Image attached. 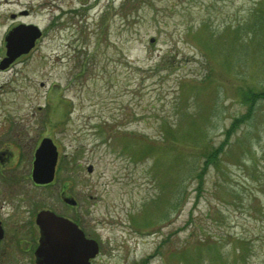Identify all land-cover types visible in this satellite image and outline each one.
Returning a JSON list of instances; mask_svg holds the SVG:
<instances>
[{"label": "rangeland", "instance_id": "1", "mask_svg": "<svg viewBox=\"0 0 264 264\" xmlns=\"http://www.w3.org/2000/svg\"><path fill=\"white\" fill-rule=\"evenodd\" d=\"M20 5L46 32L11 84L7 121L0 109L22 152L9 172L23 213L14 264H34L19 246L39 208L76 219L99 243L95 264H264V99L248 107L241 95L264 90V0ZM235 117L195 201L202 153ZM41 137L58 159L36 185L28 161Z\"/></svg>", "mask_w": 264, "mask_h": 264}, {"label": "flooded vegetation", "instance_id": "2", "mask_svg": "<svg viewBox=\"0 0 264 264\" xmlns=\"http://www.w3.org/2000/svg\"><path fill=\"white\" fill-rule=\"evenodd\" d=\"M22 0H0V109H6L4 121L9 119L8 107L9 96L14 93V85H11L15 81L16 75H21L24 71L23 66L27 64V58L30 55L32 47L27 51H18L17 53H9L7 46L10 44H23L31 40L32 25L39 26L36 22L29 19L31 10L29 7L21 6ZM39 28V35L34 40V45L42 40L45 36L46 29ZM35 29V28H34ZM35 31H38V29ZM20 68L17 69V67ZM43 137L40 138L39 142ZM54 142V141H53ZM37 144V146H38ZM56 145V144H55ZM16 141L14 137H10L8 127H5L3 131H0V227L2 230V236L0 238V264H14V254L12 249V241L16 237L15 234V221L16 218L21 217L23 213L17 212V205L13 199L9 197L10 185L15 182L16 176H10L9 172H15L16 161L18 155L15 156L14 148ZM36 146V147H37ZM36 149V148H35ZM57 149V145H56ZM20 150V149H19ZM22 154V152H21ZM20 154V155H21ZM19 155V156H20ZM17 159V160H16ZM34 159V153H33ZM58 159V149H57ZM57 163V160H56ZM29 167L31 163V157L28 161ZM56 166V164H55ZM56 168V167H55ZM32 165L30 167L29 176L31 177ZM27 175V176H28ZM29 178V177H28ZM33 181V180H32ZM34 182V181H33ZM36 185H45L48 183H36ZM50 183V182H49ZM3 190V191H2ZM6 194V195H3ZM46 208H39L28 213V218L22 221L24 228L29 229L32 232L29 233V237L21 238L19 248L22 251V259H29L35 263L34 251L38 244L39 229L35 223V215L37 211ZM51 210V209H50ZM19 211V210H18ZM29 212V210H27ZM33 217V220H32ZM70 218V217H68ZM75 221L77 225L82 228L78 221L74 218H70ZM83 229V228H82ZM84 235L87 238H93L89 233L85 232ZM9 243L11 244L9 246ZM9 246V247H8ZM95 257L89 259L91 264H95ZM24 263V262H23Z\"/></svg>", "mask_w": 264, "mask_h": 264}, {"label": "water", "instance_id": "3", "mask_svg": "<svg viewBox=\"0 0 264 264\" xmlns=\"http://www.w3.org/2000/svg\"><path fill=\"white\" fill-rule=\"evenodd\" d=\"M31 40L23 44H10L9 53L27 51L34 45L39 30L32 25ZM35 28V29H34ZM57 149L51 138L43 137L35 149L31 177L36 183H49L54 176ZM92 166H87L91 171ZM66 202L73 203L66 199ZM39 229L38 244L34 251L36 264H91L89 259L99 250L94 238H87L83 230L71 219L50 209H41L35 215ZM2 230L0 227V238Z\"/></svg>", "mask_w": 264, "mask_h": 264}, {"label": "trees", "instance_id": "4", "mask_svg": "<svg viewBox=\"0 0 264 264\" xmlns=\"http://www.w3.org/2000/svg\"><path fill=\"white\" fill-rule=\"evenodd\" d=\"M242 101L248 105V107H253V104L258 99H264V90H254L248 88L247 90L242 91ZM242 123L241 117H235L233 121L231 122V126L225 130L224 132V139L221 140V142L210 151L206 152L205 154L202 153L203 160L201 164L199 165V168L196 170V173L194 174V178L196 179V185L194 187L195 195L194 200H198V197L200 196L203 185H204V179L205 175L208 172L210 165H216L218 159L220 158L221 153L224 151L226 146L229 144V136L233 132L234 129L238 128V126ZM154 146L152 145H146L141 149L139 154L141 156L149 155L151 151L153 150ZM220 154V155H219ZM141 264H145V260L141 262Z\"/></svg>", "mask_w": 264, "mask_h": 264}]
</instances>
